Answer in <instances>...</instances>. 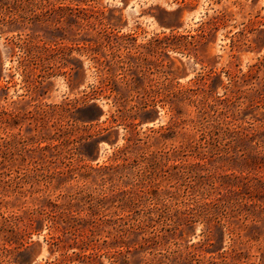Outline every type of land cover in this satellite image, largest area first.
<instances>
[{
    "label": "rangeland",
    "instance_id": "374dc122",
    "mask_svg": "<svg viewBox=\"0 0 264 264\" xmlns=\"http://www.w3.org/2000/svg\"><path fill=\"white\" fill-rule=\"evenodd\" d=\"M0 264H264V0H0Z\"/></svg>",
    "mask_w": 264,
    "mask_h": 264
},
{
    "label": "trees",
    "instance_id": "16d2710c",
    "mask_svg": "<svg viewBox=\"0 0 264 264\" xmlns=\"http://www.w3.org/2000/svg\"><path fill=\"white\" fill-rule=\"evenodd\" d=\"M89 107H91V108H93L96 112L98 111H100L101 112V108H100V106L96 103V102H92L90 105H89ZM33 234V231H30L29 232V237H31V235Z\"/></svg>",
    "mask_w": 264,
    "mask_h": 264
}]
</instances>
